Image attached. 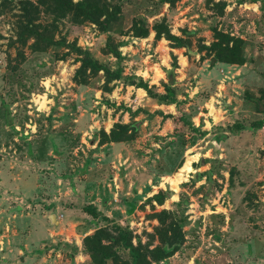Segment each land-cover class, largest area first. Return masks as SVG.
Returning a JSON list of instances; mask_svg holds the SVG:
<instances>
[{"label": "rangeland", "instance_id": "1", "mask_svg": "<svg viewBox=\"0 0 264 264\" xmlns=\"http://www.w3.org/2000/svg\"><path fill=\"white\" fill-rule=\"evenodd\" d=\"M23 1L0 0V264H92L84 238L108 223L87 205L151 249L171 213L184 243L152 264H264V0H124L123 33L165 18L179 40L66 17L36 53L17 39ZM217 32L242 40L244 65L212 62ZM86 57L120 78L78 84ZM117 124L136 139L101 143Z\"/></svg>", "mask_w": 264, "mask_h": 264}, {"label": "trees", "instance_id": "2", "mask_svg": "<svg viewBox=\"0 0 264 264\" xmlns=\"http://www.w3.org/2000/svg\"><path fill=\"white\" fill-rule=\"evenodd\" d=\"M5 8L9 5H16L14 0H3ZM181 0H155L151 1L153 8H160L165 4L174 7ZM124 0H24L20 5L22 10L19 20L16 22L17 39L23 46L33 40L30 48L32 52H44L55 45L54 34L51 32L56 28V21L69 17L74 23L83 25L92 23L103 32H112L119 27L120 33L131 34L137 38H146L150 30L156 32V38L165 37L170 41L179 39L172 35L165 18L155 20L152 27L145 18L135 17L131 27L123 33L122 19L124 18ZM53 15L55 18L48 26L42 25V15ZM124 27V26H123ZM216 41L209 49V55L214 63H225L229 65H244L245 57L242 51V40L235 39L222 32L216 33ZM106 54H111L115 58H120L119 46L114 38L109 37L104 49ZM20 63L25 62V54L20 52ZM81 67L77 71L76 81L80 85H86L88 78L95 77L103 71L107 83L120 78V70L112 72L107 66L101 65L98 61L89 57L83 58ZM18 66L13 67L17 70ZM106 83V84H107ZM150 92L148 85L141 82L137 85ZM111 90V89H108ZM137 129L130 125L117 124L112 131L107 134L101 133V143H122L131 142L136 139ZM164 198L160 201L162 204ZM83 210L94 218L102 217L108 226L101 227L92 235L84 238L83 245L85 251L91 258L92 264H152L159 263L172 257L184 243V234L181 225L173 218L172 214L164 210L157 214L159 226L156 229V236L160 245L151 249L150 245L142 242L134 243V236L109 218H106L97 210L94 205H87ZM113 223V224H112ZM111 225V226H110ZM122 251L127 252L128 258L123 257Z\"/></svg>", "mask_w": 264, "mask_h": 264}, {"label": "water", "instance_id": "3", "mask_svg": "<svg viewBox=\"0 0 264 264\" xmlns=\"http://www.w3.org/2000/svg\"><path fill=\"white\" fill-rule=\"evenodd\" d=\"M51 220H52V221H53V220H55V217H54V216H52V217H51Z\"/></svg>", "mask_w": 264, "mask_h": 264}, {"label": "crops", "instance_id": "4", "mask_svg": "<svg viewBox=\"0 0 264 264\" xmlns=\"http://www.w3.org/2000/svg\"><path fill=\"white\" fill-rule=\"evenodd\" d=\"M52 222H56L55 220H53Z\"/></svg>", "mask_w": 264, "mask_h": 264}]
</instances>
